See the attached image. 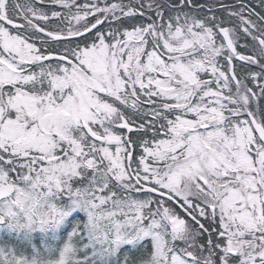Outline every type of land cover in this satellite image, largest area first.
I'll list each match as a JSON object with an SVG mask.
<instances>
[{
    "label": "snow or ice",
    "instance_id": "6c2138e0",
    "mask_svg": "<svg viewBox=\"0 0 264 264\" xmlns=\"http://www.w3.org/2000/svg\"><path fill=\"white\" fill-rule=\"evenodd\" d=\"M66 223L0 264H264V0H0V224Z\"/></svg>",
    "mask_w": 264,
    "mask_h": 264
},
{
    "label": "rangeland",
    "instance_id": "374dc122",
    "mask_svg": "<svg viewBox=\"0 0 264 264\" xmlns=\"http://www.w3.org/2000/svg\"><path fill=\"white\" fill-rule=\"evenodd\" d=\"M34 231L26 235L23 231L17 232L9 229L6 224L0 226V249L12 248L17 251H23L25 255H30L33 249H41L42 247H50L49 243L54 239V232ZM35 240L40 244L37 247ZM105 264H112L111 260H107Z\"/></svg>",
    "mask_w": 264,
    "mask_h": 264
},
{
    "label": "trees",
    "instance_id": "16d2710c",
    "mask_svg": "<svg viewBox=\"0 0 264 264\" xmlns=\"http://www.w3.org/2000/svg\"><path fill=\"white\" fill-rule=\"evenodd\" d=\"M78 218H82L81 216L80 217H78ZM68 231H70V227H69V225L66 223L65 225H64V228L63 229H61V234H64V236L68 233ZM64 238V237H63ZM62 238V239H63ZM65 239V238H64ZM63 241V240H62ZM35 242H37L36 240H35Z\"/></svg>",
    "mask_w": 264,
    "mask_h": 264
}]
</instances>
